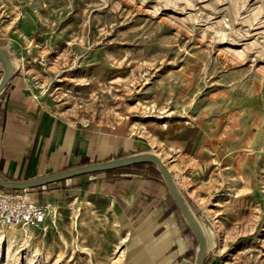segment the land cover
Instances as JSON below:
<instances>
[{"label":"rangeland","instance_id":"1","mask_svg":"<svg viewBox=\"0 0 264 264\" xmlns=\"http://www.w3.org/2000/svg\"><path fill=\"white\" fill-rule=\"evenodd\" d=\"M0 32L40 106L165 157L205 229L208 262L264 264V0H0ZM182 121L200 134L178 166L154 132ZM170 201L167 213L181 215ZM43 204L40 226L0 223V264L147 258L108 197Z\"/></svg>","mask_w":264,"mask_h":264},{"label":"crops","instance_id":"2","mask_svg":"<svg viewBox=\"0 0 264 264\" xmlns=\"http://www.w3.org/2000/svg\"><path fill=\"white\" fill-rule=\"evenodd\" d=\"M0 46L9 51L14 68L13 77L0 94V176L33 179L88 162L153 151L149 141L131 137L121 129L77 124L44 109L23 73L20 57L2 35ZM4 71L0 57V81ZM196 126L182 121L170 125V136L168 125L164 131L154 132L168 149V155L181 156L174 158L175 165L182 166L186 157H194L187 151L199 137ZM163 160L170 167L165 157ZM149 165L154 166L147 162L81 174L27 189V195L40 203L66 201L87 193L104 195L111 201L115 214L122 221H130V228L135 231L134 243L144 245L147 258H140L138 264H195L197 254H191L195 236H191L193 232L182 214L167 213L172 205L170 200L175 201L165 181L142 168ZM205 264L220 263L205 260Z\"/></svg>","mask_w":264,"mask_h":264},{"label":"water","instance_id":"3","mask_svg":"<svg viewBox=\"0 0 264 264\" xmlns=\"http://www.w3.org/2000/svg\"><path fill=\"white\" fill-rule=\"evenodd\" d=\"M0 57L2 58L5 65L4 76L0 81L1 94L14 75V68L10 58V53L3 46H0ZM146 162L154 164L159 169L177 207L179 208L181 214L183 215L185 221L187 222L188 226L193 232V235L195 236L198 244L195 264H205L209 244L205 229L201 225V222L199 221L197 216L193 214L192 210L184 199L181 191L179 190V187L175 182L173 173L171 172L165 161L153 151H141L118 158L88 162L33 179L11 180L0 176V187L10 190H25L30 188H37L49 183L71 178L81 174L122 168Z\"/></svg>","mask_w":264,"mask_h":264},{"label":"built area","instance_id":"4","mask_svg":"<svg viewBox=\"0 0 264 264\" xmlns=\"http://www.w3.org/2000/svg\"><path fill=\"white\" fill-rule=\"evenodd\" d=\"M19 191L0 187V223L9 226H40L45 221L47 206L25 198Z\"/></svg>","mask_w":264,"mask_h":264},{"label":"bare ground","instance_id":"5","mask_svg":"<svg viewBox=\"0 0 264 264\" xmlns=\"http://www.w3.org/2000/svg\"><path fill=\"white\" fill-rule=\"evenodd\" d=\"M157 153V152H156ZM158 154V153H157ZM159 155V154H158ZM160 156V155H159ZM161 157V156H160ZM162 158V157H161ZM163 159V158H162ZM169 169H170V167H169ZM234 189V188H233ZM233 191V190H232ZM236 193V192H235ZM27 194V193H26Z\"/></svg>","mask_w":264,"mask_h":264},{"label":"trees","instance_id":"6","mask_svg":"<svg viewBox=\"0 0 264 264\" xmlns=\"http://www.w3.org/2000/svg\"><path fill=\"white\" fill-rule=\"evenodd\" d=\"M147 163V162H146ZM154 165V164H153Z\"/></svg>","mask_w":264,"mask_h":264}]
</instances>
